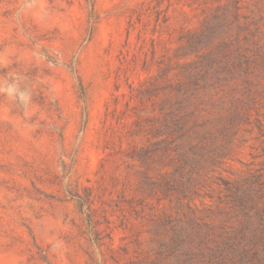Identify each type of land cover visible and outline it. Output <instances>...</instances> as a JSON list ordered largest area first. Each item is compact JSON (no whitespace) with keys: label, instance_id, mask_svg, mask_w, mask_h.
<instances>
[{"label":"rangeland","instance_id":"374dc122","mask_svg":"<svg viewBox=\"0 0 264 264\" xmlns=\"http://www.w3.org/2000/svg\"><path fill=\"white\" fill-rule=\"evenodd\" d=\"M231 249L264 264V0H0V264Z\"/></svg>","mask_w":264,"mask_h":264},{"label":"trees","instance_id":"16d2710c","mask_svg":"<svg viewBox=\"0 0 264 264\" xmlns=\"http://www.w3.org/2000/svg\"><path fill=\"white\" fill-rule=\"evenodd\" d=\"M233 255H234V250L231 249V253L226 254L225 257H222L221 259H217L213 264H234V259H233ZM237 255H235V257L237 258ZM238 261V258H237ZM240 262V263H239ZM238 264H246L244 261H238Z\"/></svg>","mask_w":264,"mask_h":264}]
</instances>
